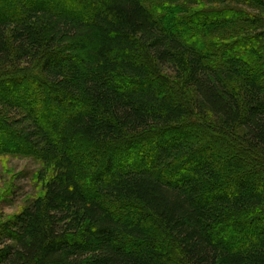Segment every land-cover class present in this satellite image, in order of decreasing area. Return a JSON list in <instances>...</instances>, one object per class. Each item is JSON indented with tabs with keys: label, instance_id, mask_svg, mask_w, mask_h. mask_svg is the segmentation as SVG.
<instances>
[{
	"label": "trees",
	"instance_id": "obj_1",
	"mask_svg": "<svg viewBox=\"0 0 264 264\" xmlns=\"http://www.w3.org/2000/svg\"><path fill=\"white\" fill-rule=\"evenodd\" d=\"M0 134V264H264V0H0Z\"/></svg>",
	"mask_w": 264,
	"mask_h": 264
},
{
	"label": "rangeland",
	"instance_id": "obj_2",
	"mask_svg": "<svg viewBox=\"0 0 264 264\" xmlns=\"http://www.w3.org/2000/svg\"><path fill=\"white\" fill-rule=\"evenodd\" d=\"M5 8L12 11V7L9 5H6ZM25 83L27 82L23 79L19 84H16L19 87L17 90L32 103L35 114L37 112L43 116V110L37 109L36 103L33 104L36 98L28 96L29 92L35 88H31L29 91L28 86L25 87ZM1 135L0 141L2 142L5 137L2 138ZM54 172L52 164H47L34 157L0 154V222L19 213L36 197H42L45 194L46 184L53 177Z\"/></svg>",
	"mask_w": 264,
	"mask_h": 264
}]
</instances>
